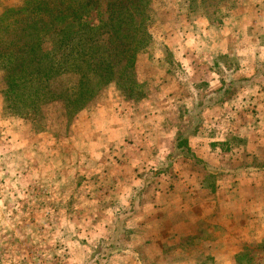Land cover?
I'll use <instances>...</instances> for the list:
<instances>
[{
  "label": "rangeland",
  "instance_id": "rangeland-1",
  "mask_svg": "<svg viewBox=\"0 0 264 264\" xmlns=\"http://www.w3.org/2000/svg\"><path fill=\"white\" fill-rule=\"evenodd\" d=\"M147 5L132 91L0 71V264H264V0Z\"/></svg>",
  "mask_w": 264,
  "mask_h": 264
},
{
  "label": "trees",
  "instance_id": "trees-1",
  "mask_svg": "<svg viewBox=\"0 0 264 264\" xmlns=\"http://www.w3.org/2000/svg\"><path fill=\"white\" fill-rule=\"evenodd\" d=\"M148 2L24 0L18 11H6L0 17V71L6 79L7 91L11 93L25 88L32 77H38L37 65H46L47 71L41 75L47 80L58 72L62 73L69 59L73 71L82 74L80 81L82 76L87 78L89 71L95 75L100 71L102 80L115 78L117 83L129 84L130 90H134L137 83L131 81L133 58L142 46L137 41L127 40L133 22H139L140 35L146 38L143 22L149 18ZM46 44L51 46L49 51H45ZM94 49L114 59L108 60L101 55L100 66L91 69L88 65V72H84L86 67L78 68L79 60L89 52L93 53ZM89 83L90 79L78 87L76 103L91 92Z\"/></svg>",
  "mask_w": 264,
  "mask_h": 264
}]
</instances>
